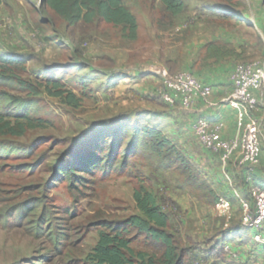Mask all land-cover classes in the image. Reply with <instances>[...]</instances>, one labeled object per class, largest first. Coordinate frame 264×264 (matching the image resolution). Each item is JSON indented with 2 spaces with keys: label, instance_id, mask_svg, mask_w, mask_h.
Listing matches in <instances>:
<instances>
[{
  "label": "rangeland",
  "instance_id": "rangeland-1",
  "mask_svg": "<svg viewBox=\"0 0 264 264\" xmlns=\"http://www.w3.org/2000/svg\"><path fill=\"white\" fill-rule=\"evenodd\" d=\"M121 1L136 18L134 39L101 19L68 25L41 0H1L0 55L23 66L0 68V113H27L40 124L22 135L0 134V264H91L101 229L142 216L133 198L138 187L153 193L168 215L165 231L184 264H264L263 253L238 256L239 245L254 246L252 238L237 241L220 230L240 221L239 204L231 200L229 223L216 214L222 194L190 153L206 150L193 135L187 145L176 139L173 106L151 93L161 87L163 71L186 70L187 57L207 38L236 50L235 65L262 63L264 0H182L178 15L159 0ZM2 73L29 81L37 93ZM51 81L73 92L78 105L49 95ZM125 124L156 127L166 141L158 145L155 137L123 130L115 164L102 161L73 185L54 174L75 152H111L112 132ZM127 236L135 252L160 248L136 228L128 227ZM228 242L238 252L227 253Z\"/></svg>",
  "mask_w": 264,
  "mask_h": 264
},
{
  "label": "trees",
  "instance_id": "trees-1",
  "mask_svg": "<svg viewBox=\"0 0 264 264\" xmlns=\"http://www.w3.org/2000/svg\"><path fill=\"white\" fill-rule=\"evenodd\" d=\"M159 1L171 15L180 14L184 8L182 0ZM41 4L42 7L51 9L55 15L63 19L68 25H74L79 22L89 24L101 19L114 26L124 27L128 31L127 36L131 39H134L137 34L136 18L121 0H41ZM206 52L217 58H220L221 55L234 54V52L228 51L224 47H219L216 43H208ZM22 61L17 57L0 55V68L23 66ZM2 74L12 77L24 89L37 93L33 84L20 76ZM49 83L48 86L50 87L46 89L49 95L64 99L69 105H78V100L73 92L61 89V85L56 81ZM11 119H14V121ZM39 121V119H33L27 113H0V134L22 135L28 128L38 126L40 123L37 122ZM123 130H130L132 134L141 133L149 137H155L158 140V145H163L166 141L164 133L156 127L150 125L139 126L137 124L129 127V125L125 124L120 129L112 132L113 136L110 142L113 143L115 140V145L112 151L105 155L106 157L94 155L92 151L85 153L78 151L72 154L70 160H65V162L58 164L54 174L59 178L62 177L68 180L69 185H73V182H79L84 179L81 174L88 175L103 164L102 161H107L105 164L110 162L115 164L114 161L117 158L116 145L123 140ZM102 148L100 151H103ZM126 148L128 151L126 150L127 154L123 156L122 164L129 157L130 150L129 147ZM246 177H249V175ZM249 178L251 180V176ZM251 182L254 183L252 180ZM244 183L248 190L249 185L246 181ZM133 198L142 216L132 215L118 227L105 226L101 229L91 251V264H184L182 261L183 256L177 251L173 237L165 231L168 227L169 217L162 211L153 193L144 187H138L133 192ZM25 210L32 212L34 209L25 207ZM128 227L136 228L139 233H145L157 246H160L159 250L156 249L153 253L148 254L141 251L135 252L130 247L131 239L127 236Z\"/></svg>",
  "mask_w": 264,
  "mask_h": 264
},
{
  "label": "built area",
  "instance_id": "built-area-1",
  "mask_svg": "<svg viewBox=\"0 0 264 264\" xmlns=\"http://www.w3.org/2000/svg\"><path fill=\"white\" fill-rule=\"evenodd\" d=\"M161 87L151 89V93L168 105L179 104L190 108L196 101L209 102L212 87L190 71L183 70L170 75L161 73ZM232 91L225 102L238 111V117L246 120L240 135L225 138L221 135L222 123L212 124L205 118H196L190 122V130L197 143L206 151L217 153L224 168L229 160L238 156L240 165L255 166L261 153V123L255 113L264 102V61L262 63L236 64L230 74ZM248 197L236 194L241 209V223L251 229L253 242L264 247V188L252 183L249 177ZM216 214L226 222L232 219V204L229 199L219 197L214 205ZM224 250L234 254L236 251L228 243Z\"/></svg>",
  "mask_w": 264,
  "mask_h": 264
},
{
  "label": "crops",
  "instance_id": "crops-1",
  "mask_svg": "<svg viewBox=\"0 0 264 264\" xmlns=\"http://www.w3.org/2000/svg\"><path fill=\"white\" fill-rule=\"evenodd\" d=\"M208 43L216 42L215 39L211 38H207L204 42L200 41L199 46L187 57L185 64L186 70L191 71L199 79L211 85L212 95L209 102L205 103L202 100H198L188 109H184L179 104H175L169 113V116L173 118V120H171L174 128L172 132L175 134L176 139L183 145L190 142L192 139L190 122L196 118H205L212 124L222 123L221 135L225 138L240 135L246 122L245 119L242 120L238 117V111L236 109L225 102V98L232 91L230 74L236 62L234 55H221L220 58L210 55L206 52V45ZM235 52L237 51L235 50ZM255 115L260 120L261 129L262 132H264V102H262ZM192 152L193 151L190 153L192 155L194 154L193 156L199 159V164L202 168L211 175L213 174V181L216 183L215 190L219 192L217 194L218 196L222 194V197L229 199L230 202L233 200L239 204L236 194L243 198H247L248 196L247 186H245L244 183L247 175H249V177L251 176V180L254 183L264 188V144L261 148L259 163L255 166L240 165L238 156H234L223 168L219 165L220 161L218 162L219 156L217 153L213 156L204 150ZM190 155L189 157H191ZM218 198L219 197H217V199ZM233 206L235 207L236 203L232 204V210ZM214 226H216V228L220 227L219 222L214 224ZM211 230H213V228H211ZM220 230L224 231V236L225 232L233 234L234 237H237V241H242L243 239H248L249 241L251 239V235H249L247 229L242 226L241 219L238 223H234L231 226L229 225L226 229L223 227ZM209 233L212 234L213 231H209ZM239 246L240 254H237L241 259L246 256L248 257L250 254H264V247L258 246L255 243L254 246H250L246 241V244ZM233 248L238 252L236 247Z\"/></svg>",
  "mask_w": 264,
  "mask_h": 264
}]
</instances>
